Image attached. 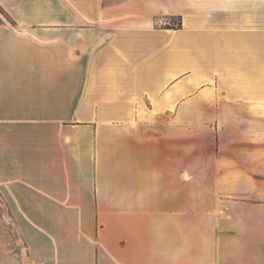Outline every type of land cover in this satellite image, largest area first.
Masks as SVG:
<instances>
[{"label": "crops", "instance_id": "1", "mask_svg": "<svg viewBox=\"0 0 264 264\" xmlns=\"http://www.w3.org/2000/svg\"><path fill=\"white\" fill-rule=\"evenodd\" d=\"M0 264H264V0H0Z\"/></svg>", "mask_w": 264, "mask_h": 264}, {"label": "rangeland", "instance_id": "2", "mask_svg": "<svg viewBox=\"0 0 264 264\" xmlns=\"http://www.w3.org/2000/svg\"><path fill=\"white\" fill-rule=\"evenodd\" d=\"M170 22H171L172 27H175V28H178L180 25L179 19H172V20H170ZM230 186H232V185H223V187H225L226 190H227V187H230Z\"/></svg>", "mask_w": 264, "mask_h": 264}, {"label": "built area", "instance_id": "3", "mask_svg": "<svg viewBox=\"0 0 264 264\" xmlns=\"http://www.w3.org/2000/svg\"><path fill=\"white\" fill-rule=\"evenodd\" d=\"M158 25L160 26H171V22L170 21H167V20H160L158 21Z\"/></svg>", "mask_w": 264, "mask_h": 264}, {"label": "trees", "instance_id": "4", "mask_svg": "<svg viewBox=\"0 0 264 264\" xmlns=\"http://www.w3.org/2000/svg\"><path fill=\"white\" fill-rule=\"evenodd\" d=\"M169 28H174V27H169Z\"/></svg>", "mask_w": 264, "mask_h": 264}]
</instances>
